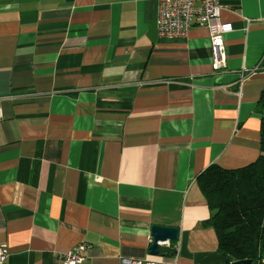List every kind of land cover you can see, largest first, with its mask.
<instances>
[{
  "label": "crops",
  "instance_id": "0c3cea01",
  "mask_svg": "<svg viewBox=\"0 0 264 264\" xmlns=\"http://www.w3.org/2000/svg\"><path fill=\"white\" fill-rule=\"evenodd\" d=\"M219 1L221 71L204 28L158 38L156 0H0L5 264L82 243L81 264H224L196 177L258 157L264 0ZM152 225L179 230L173 258L147 254Z\"/></svg>",
  "mask_w": 264,
  "mask_h": 264
},
{
  "label": "trees",
  "instance_id": "16d2710c",
  "mask_svg": "<svg viewBox=\"0 0 264 264\" xmlns=\"http://www.w3.org/2000/svg\"><path fill=\"white\" fill-rule=\"evenodd\" d=\"M255 110L260 115L257 159L238 169L212 164L196 177L209 209L201 226L213 229L217 251L228 262L264 264V88ZM158 256L173 258V245L160 247Z\"/></svg>",
  "mask_w": 264,
  "mask_h": 264
},
{
  "label": "built area",
  "instance_id": "2783aa9c",
  "mask_svg": "<svg viewBox=\"0 0 264 264\" xmlns=\"http://www.w3.org/2000/svg\"><path fill=\"white\" fill-rule=\"evenodd\" d=\"M156 30L160 40L175 41L187 37L195 25L204 28L209 37L211 65L213 70L226 69L224 35L232 31L230 23L220 20L222 5L219 0H156ZM168 246V243L164 244ZM89 248L85 243L61 253L58 257L61 264H81L84 253ZM7 249L0 245V264H5ZM119 264H176L173 261H157L143 257L121 255Z\"/></svg>",
  "mask_w": 264,
  "mask_h": 264
},
{
  "label": "water",
  "instance_id": "95a60500",
  "mask_svg": "<svg viewBox=\"0 0 264 264\" xmlns=\"http://www.w3.org/2000/svg\"><path fill=\"white\" fill-rule=\"evenodd\" d=\"M178 237L179 230L177 228L152 225L150 227V244L147 248V254L153 257L158 256L160 247L166 243L176 242ZM224 264H250V261L228 262L224 260Z\"/></svg>",
  "mask_w": 264,
  "mask_h": 264
}]
</instances>
